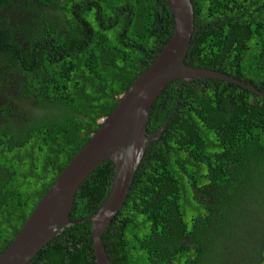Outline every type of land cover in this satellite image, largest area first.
Here are the masks:
<instances>
[{"label":"trees","instance_id":"16d2710c","mask_svg":"<svg viewBox=\"0 0 264 264\" xmlns=\"http://www.w3.org/2000/svg\"><path fill=\"white\" fill-rule=\"evenodd\" d=\"M32 1L44 8L28 0L23 26L0 19L1 67L26 77L27 98L0 123V254L174 26L165 0ZM191 2L185 63L264 93V0ZM161 127L103 233L109 264H264V100L219 80L176 81L150 110L147 134ZM113 174L106 160L83 182L75 224L29 264H95L88 219ZM221 183L225 193L210 194Z\"/></svg>","mask_w":264,"mask_h":264},{"label":"water","instance_id":"95a60500","mask_svg":"<svg viewBox=\"0 0 264 264\" xmlns=\"http://www.w3.org/2000/svg\"><path fill=\"white\" fill-rule=\"evenodd\" d=\"M173 16V33L153 62L117 98L112 113L98 124L84 146L64 167L48 188L8 248L0 254V264H29L36 255L67 227L76 192L106 160L114 174L107 195L88 221L91 223L95 264H109L102 236L122 209L134 175L149 144L160 138L164 127L147 134L151 107L158 96L176 81L213 79L245 90L264 100L254 85L227 74L185 63L193 31L191 0H165Z\"/></svg>","mask_w":264,"mask_h":264},{"label":"flooded vegetation","instance_id":"af4514ba","mask_svg":"<svg viewBox=\"0 0 264 264\" xmlns=\"http://www.w3.org/2000/svg\"><path fill=\"white\" fill-rule=\"evenodd\" d=\"M31 3L36 4L37 8H44L41 7L40 4L35 3L31 0ZM28 0H7L6 3H3L1 5L0 0V19L4 21L6 18H8L9 25L12 27L16 26H23L27 23V20L25 17L26 12H24L21 8L28 6ZM3 24V22H2ZM1 24V28H3ZM0 40L5 41L4 34L5 32H0ZM15 36H18L19 34L22 35V33L14 32ZM9 54L4 50L0 53V123L3 121V119L7 117H17L16 114H10L12 107L18 108V106L24 107V102H22L20 99L26 101L27 98L23 97L21 95L20 86L18 83L20 81H26V77L22 75H15L11 73V68H3L1 67V64L3 63L4 57L8 56ZM19 87V88H18ZM22 114L27 113V111L22 110ZM25 116V115H23ZM31 117L34 115H30ZM226 189L223 183L221 185L213 187L209 190L210 194H216L220 195L221 193H225ZM213 200V198H212ZM235 205V204H234ZM233 220H229V222H232ZM223 226H225L223 224ZM219 227L218 224H216V228ZM224 230V229H223ZM221 232V231H220ZM218 231H214V237H218ZM222 234V232H221ZM219 245V243H218ZM219 255H213L212 258L215 260ZM219 262V261H217ZM216 264V263H215Z\"/></svg>","mask_w":264,"mask_h":264},{"label":"rangeland","instance_id":"374dc122","mask_svg":"<svg viewBox=\"0 0 264 264\" xmlns=\"http://www.w3.org/2000/svg\"><path fill=\"white\" fill-rule=\"evenodd\" d=\"M253 235V234H252ZM252 235L250 236V237H252ZM233 253H238L237 251H236V249L234 248V252Z\"/></svg>","mask_w":264,"mask_h":264}]
</instances>
